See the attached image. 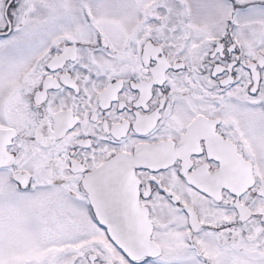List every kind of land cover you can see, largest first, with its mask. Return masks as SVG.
Masks as SVG:
<instances>
[{
	"label": "snow or ice",
	"instance_id": "obj_1",
	"mask_svg": "<svg viewBox=\"0 0 264 264\" xmlns=\"http://www.w3.org/2000/svg\"><path fill=\"white\" fill-rule=\"evenodd\" d=\"M0 264H264V0H0Z\"/></svg>",
	"mask_w": 264,
	"mask_h": 264
}]
</instances>
